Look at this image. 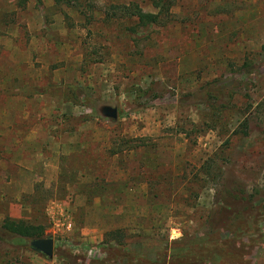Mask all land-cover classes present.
<instances>
[{
    "label": "rangeland",
    "instance_id": "1",
    "mask_svg": "<svg viewBox=\"0 0 264 264\" xmlns=\"http://www.w3.org/2000/svg\"><path fill=\"white\" fill-rule=\"evenodd\" d=\"M156 1L0 0V264L202 244L213 264H264V0H166L152 28L114 8ZM137 138L151 154H113ZM226 205L234 219L213 234L205 220ZM6 219L43 228L53 260Z\"/></svg>",
    "mask_w": 264,
    "mask_h": 264
},
{
    "label": "trees",
    "instance_id": "2",
    "mask_svg": "<svg viewBox=\"0 0 264 264\" xmlns=\"http://www.w3.org/2000/svg\"><path fill=\"white\" fill-rule=\"evenodd\" d=\"M166 0H158L155 2V6L157 8H160V12L157 14L153 13H145L138 5H130V6H120V7H114L115 9H120V18H127L129 20H137L138 26L148 27L152 28L155 25H158L161 20V16L163 13V10H166V12H169L170 5L167 4L168 7L164 5ZM55 5L59 7H67L71 9H77L78 7L88 6L87 2L88 0H54ZM114 14L112 17L114 18L118 13L113 12ZM118 16V15H117ZM72 92H76L75 89L71 90ZM75 94V93H74ZM212 98H215L213 94H211ZM78 99V98H77ZM204 103H208V101H205ZM66 104H72V105H79L76 102L75 95H72V99H68ZM132 144L128 146L127 149H124L123 144H116V141L112 143V149L113 154L115 156H118L119 158L125 157V152L129 155L139 156L141 154L140 149L145 148L146 152L148 154H151V149H154V145L147 144L143 141L145 139L143 138H137L132 139ZM129 143V141L126 142V144ZM117 147V148H115ZM126 150V151H125ZM123 160V159H122ZM206 165H203V168L205 169ZM206 173L208 177H212L213 181L219 182L223 178V170L221 167H218L216 163H212L206 167ZM117 182V184H119ZM117 184H114L116 186ZM140 185V184H139ZM226 196L232 197V193L230 189H227L225 191ZM110 202V201H108ZM228 202H226L227 204ZM112 205L118 206L122 205L123 202L119 200L111 201ZM232 208L230 206H225L221 208L219 211H211V213L207 216L205 220V224H208V226L211 228L210 231L214 234L217 230H220L221 228H228L230 222L234 217L233 214L230 212ZM237 213H243V212H237ZM238 218L237 216L235 217ZM1 230H3L6 234L10 235L11 237H14L19 241L20 243L29 242V251H32V248L30 246V241L33 239H40L45 238V232L44 229L41 227H37L31 224H27L22 221H14L10 219H6L1 227ZM26 240V241H25ZM211 245H215V247H218V240H212L210 242ZM22 245V244H21ZM124 246V245H120ZM210 250H208V245H195L191 248H187L185 253H178L169 255L168 252L161 253L156 258H150L145 257L141 255L140 253L132 252V251H126L125 255H117L116 257H109L102 261H94L90 264H122L121 262L124 260L123 264H210L214 263V260H218L222 258V255H218L217 253H210ZM214 259V260H212Z\"/></svg>",
    "mask_w": 264,
    "mask_h": 264
},
{
    "label": "water",
    "instance_id": "3",
    "mask_svg": "<svg viewBox=\"0 0 264 264\" xmlns=\"http://www.w3.org/2000/svg\"><path fill=\"white\" fill-rule=\"evenodd\" d=\"M106 114L111 118H117L118 112L116 109L108 108ZM32 250L42 255L46 260L51 261L55 254V241L52 237L33 239L30 241Z\"/></svg>",
    "mask_w": 264,
    "mask_h": 264
}]
</instances>
